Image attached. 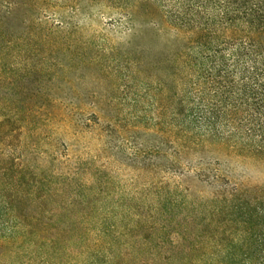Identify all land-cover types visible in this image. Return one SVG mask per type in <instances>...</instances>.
<instances>
[{
	"label": "trees",
	"instance_id": "obj_1",
	"mask_svg": "<svg viewBox=\"0 0 264 264\" xmlns=\"http://www.w3.org/2000/svg\"><path fill=\"white\" fill-rule=\"evenodd\" d=\"M100 3L128 41L80 24ZM44 60L115 68L132 96L107 115L110 132L134 139L149 184L119 194L102 168L87 180L81 164L37 161L34 145L1 154L0 264H264V179L198 157L264 164V0H0V106L9 87L26 103L22 83ZM30 111L0 113V143L39 118Z\"/></svg>",
	"mask_w": 264,
	"mask_h": 264
},
{
	"label": "rangeland",
	"instance_id": "obj_2",
	"mask_svg": "<svg viewBox=\"0 0 264 264\" xmlns=\"http://www.w3.org/2000/svg\"><path fill=\"white\" fill-rule=\"evenodd\" d=\"M48 12L56 15L55 10L48 9ZM88 12L92 14H87ZM77 13L80 24L88 29L89 34L97 35V39L105 36L111 42L119 44L132 37V32L119 25L116 12L101 3L92 5L87 12ZM18 68L22 71L29 69L25 64ZM31 69H34L31 77L22 83V86L29 88L26 103L19 104L17 90L13 91L9 87L1 97L0 113L16 112L27 104L30 113L33 116L37 113L39 118L36 116L35 122L31 120L28 126H22V134L16 135L15 132L8 136L5 143H0V156L23 158L30 154L28 148L31 149L34 145L38 149L36 153L33 152L37 161L57 157L69 164V171L83 165L87 170L81 172L82 179L92 180L95 171L104 169L115 180L116 193L134 195L137 190L149 184L148 178L134 168V139L128 136V139L123 140L110 132L107 115L116 114L120 110L118 105L121 97L132 96L114 67L106 69L89 63L76 67L55 66L51 61L44 60L32 65ZM76 101H81L78 107H75ZM122 108L126 114L131 112L129 100ZM95 121H100V124ZM145 134L142 131L140 141L146 137ZM25 139L28 140L27 148L21 142ZM120 146H126L125 153ZM203 156L226 176L237 175L228 168L233 165L241 173L250 174L252 181L264 179V164H242L236 158L212 151L198 157ZM61 167L58 165L57 168ZM205 189V193L209 194V189Z\"/></svg>",
	"mask_w": 264,
	"mask_h": 264
}]
</instances>
